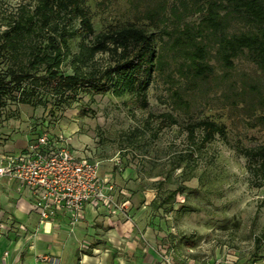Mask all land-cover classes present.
Returning a JSON list of instances; mask_svg holds the SVG:
<instances>
[{
    "label": "rangeland",
    "instance_id": "1",
    "mask_svg": "<svg viewBox=\"0 0 264 264\" xmlns=\"http://www.w3.org/2000/svg\"><path fill=\"white\" fill-rule=\"evenodd\" d=\"M82 1L94 32L129 22L151 32L157 57L145 107L128 103L126 94L113 96L111 88L96 93L79 90L72 99H65L60 110L51 109L48 103L31 111L27 104L7 101L0 113V134L5 130L10 139H24L46 121L41 129L61 133L73 151L87 153L90 159H105V176L113 183L115 201L128 199L130 203L125 216L140 202H147L148 212L169 214L174 243L181 244L184 255L195 257L193 264H264V180L253 179L245 158L233 149L264 144V68L245 50L225 68L215 54L214 36L203 29L205 61L211 72L195 76L181 33L185 25L195 26L203 15L193 0ZM33 3L0 0V30L18 5ZM224 20L227 35L250 28L234 13ZM176 38L181 43H175ZM85 40L83 36L70 38L68 50L76 51ZM107 61L106 53H97L90 63L102 66ZM4 67L0 58V70ZM61 67L64 73L71 72L66 63ZM46 99L52 103L55 97L47 94ZM164 113H170L177 123L157 129ZM41 115L45 119H38ZM198 119L221 124L224 137L215 135L205 146L193 147L190 160L191 147L182 124ZM174 189L172 200L158 204ZM71 230L60 233L52 228L44 233L36 226L28 235L0 231V264H48V259L53 264H79L89 252L81 244L91 242L72 237ZM165 255L173 264L180 261L175 251L167 254L165 249L161 257Z\"/></svg>",
    "mask_w": 264,
    "mask_h": 264
},
{
    "label": "trees",
    "instance_id": "2",
    "mask_svg": "<svg viewBox=\"0 0 264 264\" xmlns=\"http://www.w3.org/2000/svg\"><path fill=\"white\" fill-rule=\"evenodd\" d=\"M193 1L197 11H204L203 15L195 26L185 25L181 33L189 46L185 55L195 76L205 77L211 72L205 61L207 44L203 29L214 36L215 54L225 68L231 67V59L243 50L264 68V0ZM228 13L244 19L250 28L224 34V17ZM74 36L86 40L70 52L67 42ZM175 43L181 40L176 38ZM97 53L108 55L102 66L90 63ZM156 57L151 32L135 23L94 32L82 0H34L32 6L20 4L0 30V58L5 63L0 70V113L7 101L32 108L49 103L51 109L60 110L65 99H72L79 90L96 93L108 88L113 96L126 94L128 103L144 108ZM65 63L71 71L68 74L61 67ZM84 66L88 69L84 70ZM47 94L55 97L52 103L46 99ZM160 116L157 129L177 123L170 113ZM182 128L191 147L187 154L190 160L193 147L205 146L215 135L224 137V127L211 119L188 120ZM233 149L245 158L252 178L264 180V144ZM174 193L175 189L169 191L159 204L172 200ZM261 238L264 239V230Z\"/></svg>",
    "mask_w": 264,
    "mask_h": 264
},
{
    "label": "crops",
    "instance_id": "3",
    "mask_svg": "<svg viewBox=\"0 0 264 264\" xmlns=\"http://www.w3.org/2000/svg\"><path fill=\"white\" fill-rule=\"evenodd\" d=\"M30 110L33 108L30 107ZM38 119L45 118L41 115ZM1 132L0 155L21 150L33 136L34 130L24 139L15 140L8 138L5 130ZM100 160V174L105 176V159ZM146 205L147 202H140L136 209L130 211L129 216H125L109 214L103 207L93 208L86 204L83 217L69 233L72 237L86 238L91 242L88 254L82 256L79 264H164L158 250L160 246L167 250V254L175 251L180 260L176 261L178 264H193L195 257L184 255L181 244L174 243L170 215L148 212ZM36 226L44 233L52 228L60 233H68L69 228L65 213L56 214L44 225L39 223L28 192L13 181L0 178V231L7 230L10 234L11 230L28 235ZM9 252L12 253L11 250ZM110 256L114 257L113 261Z\"/></svg>",
    "mask_w": 264,
    "mask_h": 264
},
{
    "label": "built area",
    "instance_id": "4",
    "mask_svg": "<svg viewBox=\"0 0 264 264\" xmlns=\"http://www.w3.org/2000/svg\"><path fill=\"white\" fill-rule=\"evenodd\" d=\"M46 126L45 121L34 127L33 136L21 150L0 155V178L28 192L39 223L44 225L56 214L65 213L73 227L83 217L86 204L125 215L129 201H115L110 177L100 174V160L73 151L61 133L41 129ZM81 247L90 249L86 242ZM159 250L165 253L164 248ZM162 258L164 264H173L169 256Z\"/></svg>",
    "mask_w": 264,
    "mask_h": 264
}]
</instances>
